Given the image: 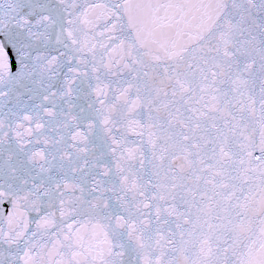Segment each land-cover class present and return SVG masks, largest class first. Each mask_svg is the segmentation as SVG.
<instances>
[{
    "label": "snow or ice",
    "instance_id": "6c2138e0",
    "mask_svg": "<svg viewBox=\"0 0 264 264\" xmlns=\"http://www.w3.org/2000/svg\"><path fill=\"white\" fill-rule=\"evenodd\" d=\"M0 264H264V0H0Z\"/></svg>",
    "mask_w": 264,
    "mask_h": 264
},
{
    "label": "water",
    "instance_id": "95a60500",
    "mask_svg": "<svg viewBox=\"0 0 264 264\" xmlns=\"http://www.w3.org/2000/svg\"><path fill=\"white\" fill-rule=\"evenodd\" d=\"M7 207H8V206H7V205H5V209H6V210H7Z\"/></svg>",
    "mask_w": 264,
    "mask_h": 264
}]
</instances>
